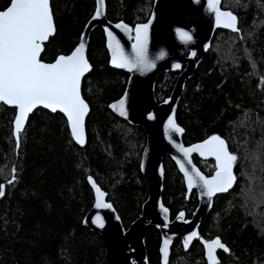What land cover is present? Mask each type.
Returning a JSON list of instances; mask_svg holds the SVG:
<instances>
[{
    "label": "trees",
    "instance_id": "trees-1",
    "mask_svg": "<svg viewBox=\"0 0 264 264\" xmlns=\"http://www.w3.org/2000/svg\"><path fill=\"white\" fill-rule=\"evenodd\" d=\"M9 3L0 0V10ZM50 3L56 33L41 55L46 63L74 49L95 7L94 0ZM105 3L109 21L133 27L147 21L153 0ZM221 8L236 16L238 32L215 33L210 50L186 82L176 121L184 130L185 145L218 135L237 157L235 186L215 199L199 236L219 238L229 249L228 254L218 253L219 264H264V0H223ZM87 59L92 70L81 86L90 108L83 148L73 143L62 115L42 109L30 116L17 148L15 110L0 105V264H107L100 237L82 226L93 204L88 176L107 194L125 229L140 216L147 197L139 170L146 134L108 109L123 94L128 75L109 67L100 28L90 36ZM176 77L169 73L157 79L158 102L169 96ZM193 161L206 176L216 169L213 161ZM163 165V204L171 219L179 212L189 219L197 206L196 193L186 198L173 162L165 157ZM144 243L147 264H160V234L154 226L145 229ZM168 264H206L203 248L196 241L184 251L178 239Z\"/></svg>",
    "mask_w": 264,
    "mask_h": 264
},
{
    "label": "water",
    "instance_id": "water-1",
    "mask_svg": "<svg viewBox=\"0 0 264 264\" xmlns=\"http://www.w3.org/2000/svg\"><path fill=\"white\" fill-rule=\"evenodd\" d=\"M222 1L223 0H220L219 5L221 11L230 12L221 8ZM94 2V11L85 24L80 34L79 41L74 49L78 47L81 42H83L85 44V55L87 58V48L90 36L96 28H100L103 31L105 38V47L108 53L109 67L128 75L123 94L119 99L111 102L108 105V109L117 118L125 121L130 126L141 128L145 131L146 139L140 156L139 170L145 180L147 197L141 206L140 216L134 220L127 229H125L117 211L107 200V194L96 184L95 180L91 176H88L86 178V182L93 194V204L84 215L82 219V226L92 234L100 237L104 247L107 264H147L148 259L144 243V232L148 226H154L160 234V244L158 249L160 264H165L164 254L162 251L164 241H169L167 256L168 264L171 255V248L174 242L178 239L180 240L184 251H188L191 245L198 241L203 248L204 260L206 264H208L207 250L204 242H210L216 238L205 240L198 234L196 238H193L188 243L187 247H185V241L192 232L195 231L198 233L200 223L202 219L211 212L215 199L218 196L228 194L234 188L236 180L228 191L218 192L212 197H208L205 194V190L200 185L199 177H196V173L193 169L198 171L204 177L210 179L215 175L217 167L212 175L206 176L195 165L193 157H197L201 161H213L217 164L215 157L201 156L199 152L195 151L190 153L189 157H184L178 145L183 148H192L197 144L203 143L205 140L191 145H185L182 140L184 131L182 133L171 132L167 128V125L169 119L172 118L175 120L176 125L180 127L176 121L178 103L183 96L186 82L192 78L203 57L210 50L211 42L215 33L219 30L231 33H237L238 31H232L231 29L217 26L215 13L209 10L208 0H153L152 9L147 21L145 23L136 24L133 27L122 21L116 23L109 21L106 16L105 0H103V3L99 5L97 0H94ZM8 6H10V3ZM98 8L100 9L101 14L99 17H96ZM120 24L126 25L127 28H118L117 25ZM143 24L149 25L147 58L150 63L154 64V67L144 71L139 69H133L130 71L127 68L115 67L112 64V51L108 47V31H111L117 40H119L125 54L130 58H134L135 54L133 52V45L136 43L135 29L138 25ZM178 31L188 32L191 36V40L188 42L182 41L177 34ZM55 33L49 38V40L55 36ZM49 40L45 42L44 47ZM71 52L69 54H71ZM161 53H163L162 57ZM176 65H179L180 67L177 68ZM91 70L92 67L90 65V71ZM90 71L87 72L84 77L89 74ZM169 73L177 74L173 88L166 99L162 102H158L155 97L156 81L162 74ZM84 77H82V81ZM122 99L125 101L124 111L126 113L123 116L120 115L119 110V102ZM1 104L7 108L15 110L12 128L13 136L16 141V147L18 148L19 144H17V136L15 133V117L18 115V109L14 106H9L0 102V105ZM113 105H116L117 107L113 108ZM39 109L45 110L51 114L62 115L66 120L67 128L73 143L79 148H83L86 145L87 137L85 125L86 119L90 113L89 105L88 113L84 118L83 144L77 143L75 138L72 136L71 127L64 113L59 110L52 112L50 109L44 108L43 106H37V108L29 114L21 133L24 131L30 116ZM165 157H168L173 162L178 173L181 175L186 191L185 197L188 198L193 192L196 193L197 206L190 219H186L185 215H183V218H179L180 213L183 212H179L174 219H171L169 210L163 204V159ZM189 160L191 163L188 162ZM181 164L184 165L189 174L196 180V184L191 189L188 187L187 177L184 172L181 171ZM89 177H91L92 181L95 182L96 187L105 193L103 202L110 204V208H97L95 206L97 202L96 188L93 187ZM163 209H167V212H164ZM97 216L102 219L103 227L94 222ZM219 252L228 254L229 249L228 251H224L223 249L216 250L215 255L217 257L218 264Z\"/></svg>",
    "mask_w": 264,
    "mask_h": 264
},
{
    "label": "snow or ice",
    "instance_id": "snow-or-ice-1",
    "mask_svg": "<svg viewBox=\"0 0 264 264\" xmlns=\"http://www.w3.org/2000/svg\"><path fill=\"white\" fill-rule=\"evenodd\" d=\"M97 3L102 4L103 0H97ZM219 5L220 0H208L209 10L215 13L217 26L238 31L236 16L231 12L221 11ZM100 14L98 8L96 17ZM117 27L127 28L122 24ZM148 29V24L138 25L135 29L134 58L125 54L119 40L111 31H108V47L112 51V64L115 67L127 68L130 71L133 69L144 71L154 67L147 58ZM54 33L50 0H10V6L0 10V102L18 109V115L15 117L17 144L29 114L37 106H43L52 112L59 110L64 113L71 127L72 136L77 143H84V118L88 113V105L81 96V81L82 77L90 71V64L85 55V44L81 42L71 54L60 55L52 63L42 62L44 44ZM177 34L184 42L191 40L188 32L178 31ZM162 56L163 53H161ZM176 67L180 66L176 65ZM124 103L123 99L119 102L122 116L126 114ZM167 128L175 133L184 131L172 118L169 119ZM178 147L186 158L194 151L199 152L201 156L215 157L217 170L210 179L193 169L208 197L218 192L228 191L233 186L236 180L233 167L237 157L229 152L225 140L220 136L213 135L192 148H183L179 145ZM188 162L191 163L190 160ZM180 167L191 189L196 184V180L183 164ZM89 180L96 188L95 206L110 208V204L103 202L105 193L96 187L91 177ZM3 195V185H0V196ZM163 210L167 212V209ZM183 215L180 213L179 218H183ZM94 222L103 227V221L99 216ZM197 236V232H192L185 241V247ZM204 243L208 264H218L215 255L217 249L228 251L219 238ZM168 248L169 241L165 240L162 249L165 264H167Z\"/></svg>",
    "mask_w": 264,
    "mask_h": 264
},
{
    "label": "flooded vegetation",
    "instance_id": "flooded-vegetation-1",
    "mask_svg": "<svg viewBox=\"0 0 264 264\" xmlns=\"http://www.w3.org/2000/svg\"><path fill=\"white\" fill-rule=\"evenodd\" d=\"M186 218V217H185ZM187 219V218H186ZM190 219V218H189Z\"/></svg>",
    "mask_w": 264,
    "mask_h": 264
}]
</instances>
